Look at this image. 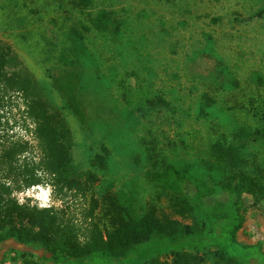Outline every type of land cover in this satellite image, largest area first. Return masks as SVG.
<instances>
[{
	"label": "rangeland",
	"instance_id": "rangeland-1",
	"mask_svg": "<svg viewBox=\"0 0 264 264\" xmlns=\"http://www.w3.org/2000/svg\"><path fill=\"white\" fill-rule=\"evenodd\" d=\"M98 8L114 13L118 34L90 30L84 35V50L78 52L64 37L69 23L81 18L68 0H0V41L64 119L76 170L96 177L83 192L54 189L33 139L16 156L17 170L26 172L7 173L0 167V182L11 188L17 202L59 209L61 219L72 221L80 237L90 222L107 223L99 208L86 216L90 196L99 200L106 193L128 199L135 212L152 205L181 223L197 224L193 179L206 181L197 165L205 149L214 141L236 143L239 127L264 132L259 117L264 109V0H92L89 10ZM65 69L79 74L75 95L84 123L62 107L52 85V77ZM139 89L158 95L165 104L140 105ZM202 93L210 104L201 105ZM128 111L138 119L134 126L126 123ZM30 123L19 95L0 90V144L21 141L22 130H32ZM148 139H154L174 165H190L180 191L166 192L144 176ZM103 148L108 151L105 166L92 165L91 157ZM244 150L249 165L264 168V138L249 140ZM222 198L205 195L201 202L205 206ZM241 201L244 219L236 239L245 244L259 240L264 250V203L247 194ZM24 250L40 264H54L40 250L11 240L0 243V264H23ZM136 254L112 263L145 264ZM153 257L170 264L169 249L148 258Z\"/></svg>",
	"mask_w": 264,
	"mask_h": 264
},
{
	"label": "trees",
	"instance_id": "trees-1",
	"mask_svg": "<svg viewBox=\"0 0 264 264\" xmlns=\"http://www.w3.org/2000/svg\"><path fill=\"white\" fill-rule=\"evenodd\" d=\"M68 4L81 18L69 23L64 37L78 52L84 50V35L90 30L112 37L118 34L119 20L112 11L98 8L91 12L92 0H68ZM51 80L62 99V107L84 123L85 113L75 95L79 74L65 69ZM0 90L19 95L24 113L33 123L41 154L39 164L49 174L54 189L63 193L83 192L87 182L96 180L90 173L76 170L70 155V131L64 119L40 96L36 81L11 48L1 41ZM137 91L142 100L140 105L165 104L158 95ZM201 98L202 106L211 103L207 94L202 93ZM259 117L264 124V109ZM125 119L128 126L138 123L132 111L127 112ZM235 137L236 143L212 142L197 160L206 179H193L192 208L198 214L197 224L181 223L157 212L152 205L140 213L135 212L128 199L106 193L99 200L90 196L86 216L89 218L92 211L99 208L107 223L99 226L97 222H90L80 237L78 227L72 221L61 219L59 209L18 203L10 195L11 188L0 182V243L11 240L24 248L40 250L54 264H115L113 260L128 258L135 250L137 257L146 259L145 264H162L155 257L148 258L162 248L170 250V264H204L207 259L211 264H264L261 241L245 244L236 239V231L244 219L241 196L247 194L254 201L264 203V168L249 165L244 150L249 140L263 139L264 132L239 127ZM25 145L16 141L0 144V167L5 172L21 175L26 172L18 171L15 164L16 156L25 150ZM107 155L108 151L103 148L101 153L93 154L90 163L102 168ZM143 158L147 165L144 176L166 192L180 191L182 182L189 177L190 165H174L168 155L158 149L154 139L145 143ZM207 181L211 184L206 185ZM205 195H224V198L204 206L201 198ZM141 244L144 246L140 248ZM20 256L23 264H40L32 259L29 250L20 252ZM78 259L82 262L75 263Z\"/></svg>",
	"mask_w": 264,
	"mask_h": 264
},
{
	"label": "built area",
	"instance_id": "built-area-1",
	"mask_svg": "<svg viewBox=\"0 0 264 264\" xmlns=\"http://www.w3.org/2000/svg\"><path fill=\"white\" fill-rule=\"evenodd\" d=\"M29 126L31 127V131H29L28 130V132L26 131V129L24 128L23 130H22V134H21V137L23 138L21 141H19V142H25V144L27 143H29V141H33V139L37 142V140H36V137H35V135H34V131H33V123L31 122L30 124H29ZM29 136H31L32 137V140H29ZM18 203H21V201H18ZM32 205V204H31Z\"/></svg>",
	"mask_w": 264,
	"mask_h": 264
}]
</instances>
